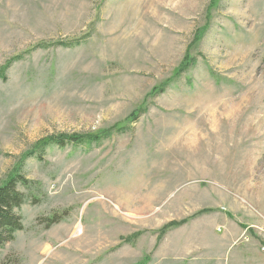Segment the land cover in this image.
<instances>
[{"label": "rangeland", "instance_id": "rangeland-1", "mask_svg": "<svg viewBox=\"0 0 264 264\" xmlns=\"http://www.w3.org/2000/svg\"><path fill=\"white\" fill-rule=\"evenodd\" d=\"M84 37L0 81V184L47 137L138 117L24 163L0 264H264V0H0V67Z\"/></svg>", "mask_w": 264, "mask_h": 264}, {"label": "trees", "instance_id": "trees-1", "mask_svg": "<svg viewBox=\"0 0 264 264\" xmlns=\"http://www.w3.org/2000/svg\"><path fill=\"white\" fill-rule=\"evenodd\" d=\"M208 27H203L196 32L195 43H199L207 33ZM89 37V35H88ZM83 39H76L75 41H58V42H40L34 47L25 51L21 55L15 56L10 59L4 66L0 67V81L7 82L9 78V71L12 66L22 61L26 56H29L36 52L37 50H46L49 48H74L82 44ZM195 63V59H191L190 55L187 54L181 63V65L174 71V79L179 78L183 73L187 72L190 67ZM169 79L166 83L170 82ZM156 88L153 93H161L165 87ZM162 90V91H161ZM158 93V94H159ZM154 95V94H153ZM139 112H134L127 123H119L114 126L111 130H100L96 133H86V134H58L52 135L43 139L42 141L35 144L30 151L26 152L19 158L17 163V168L13 173L8 175L5 181L0 184V250L5 247L8 243L12 242L15 238V234L24 229L23 219L18 213V210L28 201L25 194L20 191V187L28 188L30 184L26 177L22 173V168H24V163L29 159H42L49 148L52 146H57L59 148H66L68 146H79V145H96L100 144L103 140L110 138L113 135V131L117 133H123L128 130V122L130 120H136ZM190 219L180 222H172L167 225L160 233L159 239L161 240L163 236L166 235L168 230L174 227H180L189 222Z\"/></svg>", "mask_w": 264, "mask_h": 264}, {"label": "bare ground", "instance_id": "bare-ground-1", "mask_svg": "<svg viewBox=\"0 0 264 264\" xmlns=\"http://www.w3.org/2000/svg\"><path fill=\"white\" fill-rule=\"evenodd\" d=\"M80 231H81V229H80V227H78V229H77L76 232H77V233H80Z\"/></svg>", "mask_w": 264, "mask_h": 264}]
</instances>
